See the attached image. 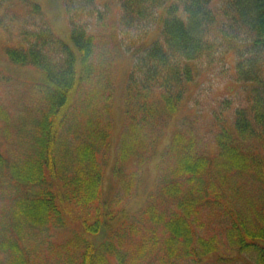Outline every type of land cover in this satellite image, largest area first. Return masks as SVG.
<instances>
[{
	"label": "trees",
	"instance_id": "16d2710c",
	"mask_svg": "<svg viewBox=\"0 0 264 264\" xmlns=\"http://www.w3.org/2000/svg\"><path fill=\"white\" fill-rule=\"evenodd\" d=\"M64 4L69 41L48 31L41 44L24 40L7 49L13 64L32 66L41 76L35 83L33 121L23 128L31 136L25 151L17 159L0 151L1 175L18 189L5 230H18L21 220L60 226L73 217L82 233L77 236L82 251L73 242L60 244L56 251L65 257L57 262L64 258V264H71L67 248L75 247L80 264L106 263L85 234L92 239L112 219L101 185L110 161L112 71L121 52L131 65L112 171H120L128 156L137 162L159 158L157 181L141 210L168 231L169 254L178 239L184 255L195 262L213 253L214 243L193 226L200 213H222L227 239L264 264V0ZM32 12L41 9L33 5ZM34 39L42 41L37 34ZM229 57L242 91L240 104L224 117L212 111L202 132L189 117L170 125L190 84L204 71L229 64ZM0 120L5 125L9 118L3 113ZM247 175L262 182L258 199L247 195ZM121 225L131 229L133 222L123 216ZM22 248L2 238L0 250L10 255L0 264H31Z\"/></svg>",
	"mask_w": 264,
	"mask_h": 264
},
{
	"label": "rangeland",
	"instance_id": "374dc122",
	"mask_svg": "<svg viewBox=\"0 0 264 264\" xmlns=\"http://www.w3.org/2000/svg\"><path fill=\"white\" fill-rule=\"evenodd\" d=\"M33 5L40 7L39 14L32 12ZM48 31L57 38L69 41L70 27L64 0H0V119L3 113L9 118L5 125L0 120V151L15 159L25 151L26 140L31 138L23 128H27L33 121L31 111L38 105L35 83L41 74L32 66L13 64L7 55V49L20 46L24 40L31 44H41ZM36 34L42 41L34 39ZM228 62L229 64H219L212 70L204 71L190 84L185 100L170 125L189 117L188 120L199 122L202 132V129L206 130L207 118L212 111L221 112L224 117L231 106L240 104L238 102L242 99V91L233 78V58L229 57ZM130 65L131 58L120 52L115 58L112 71L113 87L109 105L112 123L108 154L110 161L104 167L101 185L105 200L112 205V219L107 218L101 231L94 233L92 239L85 234V238L94 246L95 254L104 256L105 264H256L251 256L254 253L239 251L227 239V222L222 213H200L193 226L205 239L214 243L213 253L195 262L184 255L182 243L178 239L174 243L173 253L169 254V249L165 246L168 231L142 214V207L157 181L159 158L153 156L144 162H137L128 156L120 171H112L117 142L124 126L122 97ZM224 102H228V105ZM205 139L207 140L203 146L206 148L208 138ZM12 144L18 147L17 150L12 151L14 147L9 146ZM1 172L0 170V227L3 228L1 233H4V237L0 236V243L2 238H9L14 243L23 245L22 249L29 254L31 264H64V258L59 263L56 260L59 256L65 257L56 251L60 244L73 242L82 251V238L77 237L82 233L77 230L79 223L73 217L67 225L60 226L49 224L37 227L21 220L18 230H5V223L11 222L8 221L10 215L7 210L12 214L18 189L4 179ZM202 179L206 182L204 177ZM261 188L260 180L247 175V195L258 199ZM226 203L230 205V202ZM79 210L83 213L81 208L76 209L77 212ZM123 216L133 222L131 229L121 225ZM140 221L143 222L139 224ZM253 223L252 218L250 224ZM67 249L71 264H80L78 249ZM9 255L8 250H0V263H7Z\"/></svg>",
	"mask_w": 264,
	"mask_h": 264
}]
</instances>
